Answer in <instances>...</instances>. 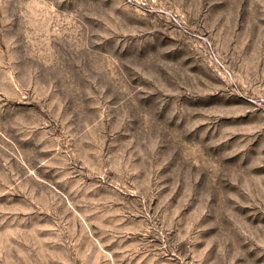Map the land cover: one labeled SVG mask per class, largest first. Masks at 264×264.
Returning <instances> with one entry per match:
<instances>
[{"label": "rangeland", "instance_id": "1", "mask_svg": "<svg viewBox=\"0 0 264 264\" xmlns=\"http://www.w3.org/2000/svg\"><path fill=\"white\" fill-rule=\"evenodd\" d=\"M0 264H264V0H0Z\"/></svg>", "mask_w": 264, "mask_h": 264}]
</instances>
